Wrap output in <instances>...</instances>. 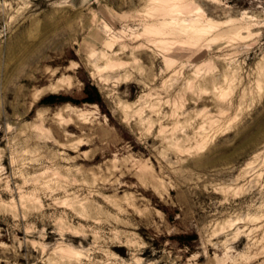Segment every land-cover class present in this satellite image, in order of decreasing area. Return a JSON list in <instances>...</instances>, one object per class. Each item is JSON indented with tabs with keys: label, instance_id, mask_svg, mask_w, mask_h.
Instances as JSON below:
<instances>
[{
	"label": "rangeland",
	"instance_id": "obj_1",
	"mask_svg": "<svg viewBox=\"0 0 264 264\" xmlns=\"http://www.w3.org/2000/svg\"><path fill=\"white\" fill-rule=\"evenodd\" d=\"M197 4L190 40L152 0H0V264H264V0Z\"/></svg>",
	"mask_w": 264,
	"mask_h": 264
},
{
	"label": "bare ground",
	"instance_id": "obj_2",
	"mask_svg": "<svg viewBox=\"0 0 264 264\" xmlns=\"http://www.w3.org/2000/svg\"><path fill=\"white\" fill-rule=\"evenodd\" d=\"M152 2H154L155 7L158 4H162V6H163L162 8H164L166 11H168V12L164 11L166 13V15H171V14H173V11L181 10V9L183 11H187L188 9H191L192 11H195V13H196L195 17L190 15L189 17H184V18L181 17L180 19L178 17L176 18L175 16H171L170 19L165 18L161 22H159L160 27L158 28V30L155 28L156 32H160L161 34L164 33V34H171V35L172 34L174 35L175 33L180 32L181 35L184 34L190 40H193V39H200L201 37H203L205 35L212 34V32L215 31V29H217V24H215L211 20L208 19L206 21H203L205 19V18L203 19V17H202V16H204L203 10L197 4V0H152ZM160 7H161V5H160ZM192 15H194V14H192ZM150 29H152V28H150ZM245 29H248V27H245ZM155 30L152 29L151 31L156 33ZM238 33H241V29L238 31ZM177 34H179V33H177ZM181 41L183 42V40H181ZM184 42H185V40H184ZM119 65H121V62L119 63ZM119 65H117V66H119ZM59 82H61V80H59ZM73 109H74L73 106H71L69 104H65L61 108V112L59 114H60V116H62L64 114V112L70 111ZM77 143L79 145H82L84 142L82 139H78Z\"/></svg>",
	"mask_w": 264,
	"mask_h": 264
},
{
	"label": "trees",
	"instance_id": "obj_3",
	"mask_svg": "<svg viewBox=\"0 0 264 264\" xmlns=\"http://www.w3.org/2000/svg\"><path fill=\"white\" fill-rule=\"evenodd\" d=\"M94 91H95V95H96L97 99L95 97V99H87V100L94 101V100H98V98H100V95H99V93H98L96 88H94ZM55 98L56 97H54V96H48L46 98H43L41 100V102L42 103H46V104H53L55 102V100H56ZM193 236H196V235L195 234L187 235V238H194Z\"/></svg>",
	"mask_w": 264,
	"mask_h": 264
}]
</instances>
